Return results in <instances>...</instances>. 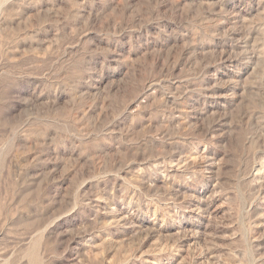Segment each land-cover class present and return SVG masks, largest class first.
<instances>
[{
  "label": "rangeland",
  "instance_id": "rangeland-1",
  "mask_svg": "<svg viewBox=\"0 0 264 264\" xmlns=\"http://www.w3.org/2000/svg\"><path fill=\"white\" fill-rule=\"evenodd\" d=\"M0 264H264V0H0Z\"/></svg>",
  "mask_w": 264,
  "mask_h": 264
}]
</instances>
